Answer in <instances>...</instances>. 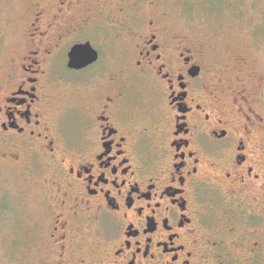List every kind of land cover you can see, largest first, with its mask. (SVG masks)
I'll use <instances>...</instances> for the list:
<instances>
[{"label": "flooded vegetation", "instance_id": "flooded-vegetation-1", "mask_svg": "<svg viewBox=\"0 0 264 264\" xmlns=\"http://www.w3.org/2000/svg\"><path fill=\"white\" fill-rule=\"evenodd\" d=\"M94 1L39 4L26 50L0 72V155L49 172L25 264H242L246 239L244 264H264L263 90L173 31L171 0H108L124 17L103 56L86 30ZM86 43L97 61L70 68Z\"/></svg>", "mask_w": 264, "mask_h": 264}, {"label": "rangeland", "instance_id": "rangeland-1", "mask_svg": "<svg viewBox=\"0 0 264 264\" xmlns=\"http://www.w3.org/2000/svg\"><path fill=\"white\" fill-rule=\"evenodd\" d=\"M57 1L0 0V72L5 65L26 50L29 43V25L39 4L44 2L42 6L49 5L52 10ZM87 1L90 2L85 0V4ZM101 1V6H93H96V9L103 6V9L95 11L96 17L87 21L86 30H95L96 38L93 43L101 48L104 56L107 52L105 35L109 39L115 34L116 19L121 21L124 14L115 11L114 3L108 6L110 1ZM168 6H172L171 14L174 20L178 21L177 26H173V31L191 33L199 43H202L206 51L212 46L215 47L216 54L222 58L226 66H230L231 73L246 79L253 96L258 99L262 90L264 93V0H171L168 5H163L165 9L169 8ZM144 11L145 14L150 13L148 7ZM184 19L188 28L181 26ZM83 35L91 36L89 32H84ZM63 56L62 51L58 60L60 72L71 75L65 69ZM119 58L120 53L114 54L111 61L113 73L117 71L115 68L118 66ZM72 88L73 85H69L65 91L60 89L56 91L62 97L71 94ZM261 113L264 115L263 111ZM5 158L0 155V264H25L27 240L30 239L27 236L28 231L38 226L37 222L44 221L49 216L47 210L38 207L37 201L41 193L47 190L46 186L42 188L44 184L39 186V182L47 178L49 172L45 173L43 167L39 168L42 162L35 157L32 163L20 161L21 168L20 162L4 161ZM33 179L36 182L30 181ZM219 212L221 213V210ZM18 232L22 242L16 244L15 237ZM236 242L239 246L234 249V253L244 264L245 255H250L245 249L251 241L246 239ZM262 253L264 255V249ZM212 264H217V260L213 259Z\"/></svg>", "mask_w": 264, "mask_h": 264}, {"label": "water", "instance_id": "water-1", "mask_svg": "<svg viewBox=\"0 0 264 264\" xmlns=\"http://www.w3.org/2000/svg\"><path fill=\"white\" fill-rule=\"evenodd\" d=\"M68 66L72 69H81L98 59L97 51L89 44L76 45L69 54Z\"/></svg>", "mask_w": 264, "mask_h": 264}]
</instances>
